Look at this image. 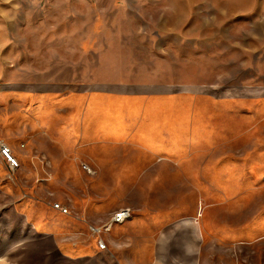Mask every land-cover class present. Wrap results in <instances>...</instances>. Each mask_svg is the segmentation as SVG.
Instances as JSON below:
<instances>
[{
  "label": "rangeland",
  "instance_id": "rangeland-1",
  "mask_svg": "<svg viewBox=\"0 0 264 264\" xmlns=\"http://www.w3.org/2000/svg\"><path fill=\"white\" fill-rule=\"evenodd\" d=\"M32 89L119 118L77 172L0 155V264H159L130 249L136 212L159 215L136 235L199 234L192 255L169 244L170 264H264V0H0L5 141Z\"/></svg>",
  "mask_w": 264,
  "mask_h": 264
},
{
  "label": "crops",
  "instance_id": "crops-1",
  "mask_svg": "<svg viewBox=\"0 0 264 264\" xmlns=\"http://www.w3.org/2000/svg\"><path fill=\"white\" fill-rule=\"evenodd\" d=\"M68 89L73 91L70 87L63 86L54 92L65 93ZM25 93L26 100L10 101L16 111L20 110V116L9 125L14 134L7 137L6 141L23 162L24 167L33 166L36 172L53 168L62 174L73 173L80 169L79 156H86L96 148L106 147L105 142L108 140L105 126L110 120L119 118L109 104L80 102L66 97L48 100L46 91L39 89L27 90ZM72 203L71 207L74 208L75 204L80 205L78 200H72ZM158 219L159 215L153 212H136L135 222L124 225L127 230H132L133 225L135 239L129 244L132 252L137 255L159 252L163 254L159 264L171 263L168 255L169 244L176 243L180 251L186 255L196 252L192 246L197 248L199 234L196 231L193 233L183 225L171 230L168 238L161 241L155 240L152 234L136 235L148 230L147 226L141 224L142 222L152 223ZM76 252L81 253L83 249Z\"/></svg>",
  "mask_w": 264,
  "mask_h": 264
},
{
  "label": "built area",
  "instance_id": "built-area-1",
  "mask_svg": "<svg viewBox=\"0 0 264 264\" xmlns=\"http://www.w3.org/2000/svg\"><path fill=\"white\" fill-rule=\"evenodd\" d=\"M0 155L6 159L9 168L12 171H15L18 169L21 164L19 161V158L13 154L11 146L2 138H0ZM84 168L88 171H91L89 166L84 165ZM55 207H57L59 210H61L64 213H70V208L68 206H64L60 203H56ZM132 216L131 209L121 208L120 210L116 211L109 221L102 227V226H91V231L95 234H99L102 231H111L113 227H115L118 224H122L126 222L130 217ZM98 247L101 249H107L108 248V240L100 236L98 239Z\"/></svg>",
  "mask_w": 264,
  "mask_h": 264
}]
</instances>
